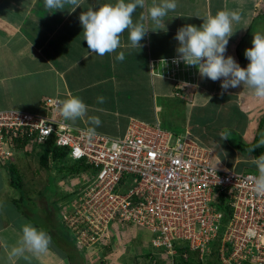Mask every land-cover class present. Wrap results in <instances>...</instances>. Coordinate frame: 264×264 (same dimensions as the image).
<instances>
[{"label": "crops", "instance_id": "1", "mask_svg": "<svg viewBox=\"0 0 264 264\" xmlns=\"http://www.w3.org/2000/svg\"><path fill=\"white\" fill-rule=\"evenodd\" d=\"M114 2L99 0V3ZM176 3L175 11L164 17L160 30L146 34L141 49L128 46L125 32L115 53L99 56L90 53L83 40L79 15L86 10V4L75 12L50 13L44 0H0V109L42 112L46 97L62 100L71 94L88 106L89 116L100 118L102 123L96 131L122 136L132 118L151 123L157 118L164 121L165 107L170 120L169 109L173 113L171 117L184 118L179 129L189 130L201 144L212 149L217 166L257 171L251 160L258 155L250 148L242 151L237 145L255 140L258 143L264 138V101L255 98L246 86L224 91L220 81L202 79L195 67L185 66L183 62L177 68L173 59L178 46L174 37L180 27L186 24L199 27L203 22L200 17L215 15L219 10H238L242 19L233 24L235 33L229 39L225 56H233L241 67H246L249 61L242 63L241 58L245 49L252 47L253 26H257L256 31L264 32V0H176ZM87 4L96 5V0H87ZM141 11L137 8L134 21ZM147 25L155 28L151 21ZM119 52L124 53L123 61L115 58ZM173 73L184 77L178 86L171 77ZM98 96L105 97L103 104L97 103ZM193 117L201 122L194 123ZM69 123L90 126L86 118ZM229 133L233 138L228 137ZM25 154L28 153L20 152L19 159L15 158L19 166L0 160V196L6 192L11 197L0 208V264H29L23 259L9 258V250L19 239L24 223L43 229L61 245L58 247L52 240L48 253L31 257L30 264H88L86 255L83 256L85 250L69 237L72 233L76 236V232L62 223L55 197L44 191L50 182L41 187L38 181L24 178L25 170L33 166ZM13 166L21 178L20 188L11 181ZM24 198H28L27 207L20 205ZM142 231L151 237L149 231ZM68 232L75 252L67 239Z\"/></svg>", "mask_w": 264, "mask_h": 264}, {"label": "built area", "instance_id": "2", "mask_svg": "<svg viewBox=\"0 0 264 264\" xmlns=\"http://www.w3.org/2000/svg\"><path fill=\"white\" fill-rule=\"evenodd\" d=\"M171 77L178 86L180 79ZM59 100L46 97L42 112L0 109V160L13 162L20 146L54 136V147L84 161L83 181L71 189L75 199L65 209L70 229L101 235L112 220L145 227L166 264L180 254L186 259L187 249L203 259L220 237L223 264H264V196L253 191L251 179L258 172L217 166L212 149L189 130L173 132L160 121L132 119L122 136L96 131L89 139L88 127L59 114ZM77 147L80 154L73 155Z\"/></svg>", "mask_w": 264, "mask_h": 264}, {"label": "clouds", "instance_id": "3", "mask_svg": "<svg viewBox=\"0 0 264 264\" xmlns=\"http://www.w3.org/2000/svg\"><path fill=\"white\" fill-rule=\"evenodd\" d=\"M85 4L86 10L79 15L83 40L86 41L89 52L99 56L115 53L121 47V37L125 32L128 33L130 42L128 46L141 49V41L146 34L150 30H160L164 17L177 7L176 0H151L150 5L148 0H115L114 3H99L96 0V5L87 4V0H44V6L50 13L64 10L75 12L77 8H85ZM137 8L142 11L134 21L133 15ZM200 18L203 22L199 27L186 24L177 30L174 37L178 41L177 56L173 62H183L185 66L195 67L202 79L220 81V87L224 91L246 86L255 98L264 101V32L253 33L252 47L244 51L249 63L246 67H241L233 56H225L229 39L235 33L233 24L241 22L240 12L225 9L217 11L215 15L208 14ZM148 21L155 28L148 27ZM115 58L123 61L124 53L119 52ZM96 99L99 104L105 102L103 96ZM55 103L57 111L66 121L75 123L78 119L86 118V123L90 126L85 135L89 139L97 134L96 129L102 122L98 116L88 115V106L81 98L70 94L66 99ZM256 147H264V138L260 139ZM79 154L80 149L77 147L73 150V155ZM251 163L258 171V175L251 178L253 191L264 196V153L253 157ZM248 234L255 235L251 229ZM51 241L52 238L46 231L24 223L19 239L9 250V258L23 259L30 264L31 257L48 253ZM4 246L7 248L6 244Z\"/></svg>", "mask_w": 264, "mask_h": 264}, {"label": "rangeland", "instance_id": "4", "mask_svg": "<svg viewBox=\"0 0 264 264\" xmlns=\"http://www.w3.org/2000/svg\"><path fill=\"white\" fill-rule=\"evenodd\" d=\"M257 26L254 25L252 31L255 33ZM255 30V31H254ZM182 62H180L181 65ZM180 68V67H179ZM175 76V74L173 73ZM181 76V74L179 73ZM177 79H180L181 82H183L184 77L182 78L179 76H176ZM164 111V121H160L158 118L155 121H160L161 124L164 127L172 129L173 132H183V129H179L182 124L184 125L183 117L176 116L171 117L173 115L172 111H170V118L166 115L165 107H163ZM163 116V114H162ZM181 118V119H180ZM135 119V118H132ZM130 119V121L132 120ZM141 120V119H139ZM129 121V122H130ZM154 121V122H155ZM193 121L196 124H199L201 120L196 119V117H193ZM201 128L202 126L199 125ZM192 131V130H191ZM264 132V128L262 130V133ZM229 138H233L230 133L228 134ZM238 137V135L236 136ZM235 142L238 141V138L234 139ZM30 144V143H29ZM22 148H18L19 151L16 154V157L19 159L20 152L28 153L25 154V157H29L30 160L33 162V166L31 169H29V166L27 165L26 168L29 170H25V176L24 178L28 180H36L38 183L43 187L46 183H49V188L47 187L46 190H44L51 197L54 198V203L57 205L58 214H62V223L65 226V223L67 225L68 220H64V214L65 209L69 207V203H71L75 197L71 196V194H67V192L70 193L72 188H80L81 181H83L84 175L80 176V173H70L68 170L59 169L57 165L53 166L54 168H44L41 167L40 164V157L39 153L41 152V145L37 143H32L29 147L28 145H22ZM248 152V151H247ZM22 159V158H21ZM20 161V160H19ZM27 160L23 162V165L26 164ZM11 163V162H10ZM13 163L16 166H19V164L16 161H13ZM72 164L69 163V165ZM250 171H253L252 169H249ZM24 171V170H22ZM67 172V174H64ZM70 174H69V173ZM257 172V171H254ZM11 172L9 173V175ZM75 178V181L71 180V178ZM72 186V187H70ZM43 190V188L41 189ZM54 190L56 191V194L54 195ZM67 190V191H66ZM21 190H19L20 192ZM73 195V194H72ZM11 197L5 192L0 196V208H2L1 203L9 201ZM29 204L28 198H24L23 202L20 203L21 207H27ZM68 205V206H67ZM54 206V205H53ZM59 207V208H58ZM9 210L13 213L12 217H15V212L12 211L13 208L10 206ZM32 210H34L32 208ZM17 215V214H16ZM36 219V217H33ZM107 219L111 218L110 215L106 217ZM67 219H71V217L68 216ZM39 222L42 224L43 222L38 218ZM72 220V219H71ZM69 223L71 221H68ZM74 222V219H73ZM115 222V223H114ZM107 224V227L104 229L105 233L101 235L97 234H89V235H80L79 233H76L77 235L74 236L69 235V232L67 233V239L70 241V245L72 247V250L75 252V248L73 247V244H71V238L76 240V244L78 245V248H82L85 250L83 252V256L85 259H88V264H166L164 261L161 260L160 256L162 255V252H159V250H156L151 245V237L146 234L145 231H148L145 227H130L127 223H121L119 221H111L109 224ZM75 225V223L73 224ZM44 227V223H43ZM46 228V227H44ZM138 228V229H136ZM107 231V232H106ZM51 232V231H50ZM69 237L71 238H68ZM53 242L60 247L61 245L58 243L57 239L54 237H51ZM150 238V240H149ZM88 248V249H86ZM77 256V255H76ZM76 256L72 257L77 258ZM74 259V260H75ZM222 262V261H221Z\"/></svg>", "mask_w": 264, "mask_h": 264}, {"label": "trees", "instance_id": "5", "mask_svg": "<svg viewBox=\"0 0 264 264\" xmlns=\"http://www.w3.org/2000/svg\"><path fill=\"white\" fill-rule=\"evenodd\" d=\"M241 59H242V63L247 62V59L245 58V56H242ZM53 137L54 136L48 137L47 140L40 143L41 145L40 164L42 167L48 169V168H54L53 166L57 165V167H59L60 170L64 168L65 170H68L70 173H75V172L80 173L82 170H85L86 168H88V165L84 163V161L70 160L68 158L67 151L65 150L66 148L61 149L60 147H54ZM256 145L257 143L255 140L253 141V143H250L247 145L238 144L237 148L242 151H245L248 148L252 149L256 147ZM253 152L255 153V155L259 156L260 154L264 153V147H256L254 148ZM71 161H72V164L69 165ZM11 169H12V179H11L12 184H15L16 187L20 188L22 185L20 183L21 178L18 175V171L14 166ZM64 174H67V172H65ZM70 194L71 196H74V193H70ZM222 207L223 209L228 211L227 205L224 206L222 204ZM220 247H221V240H220V237H218L216 240L212 242L211 250L209 251V253H207V255L205 256V259L202 260L200 258L199 250L187 249L188 257L185 259L181 254L178 255L176 257L175 264H223V262H221L220 253H219ZM182 252L183 250L180 249V253ZM236 264H252V263L249 262V260H244Z\"/></svg>", "mask_w": 264, "mask_h": 264}]
</instances>
